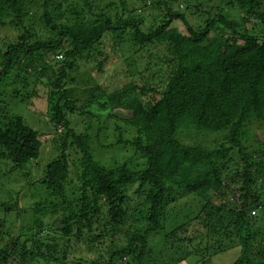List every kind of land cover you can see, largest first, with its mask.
Returning a JSON list of instances; mask_svg holds the SVG:
<instances>
[{
  "label": "trees",
  "instance_id": "obj_1",
  "mask_svg": "<svg viewBox=\"0 0 264 264\" xmlns=\"http://www.w3.org/2000/svg\"><path fill=\"white\" fill-rule=\"evenodd\" d=\"M33 1L0 0V29L23 31L16 42L0 49V96L18 101L39 98L38 87L28 92V81L33 77L38 84L46 79L52 86L45 93L51 105L50 120L66 131L59 135V155L45 166L39 181L55 199L49 205H45L47 200L35 203L34 227L23 233V240L18 237L0 247V264H67L68 248L59 250V246L73 241H85L101 250L96 260L81 259L78 264H121L123 259L126 264H178L188 258L198 263L197 254L202 257L212 248L216 256L236 245L240 255L234 264H261L264 198L252 186V178L257 173L264 189V152L250 155L243 141L250 132L248 125L264 122V30L242 26L248 17L264 26V0H219L214 12L206 8L194 22L183 11L173 10L171 4L179 0H152L149 8L163 13L149 17L157 24L148 29L143 27L142 9L132 6L133 13L124 15L129 0H110L103 8L94 5L99 0H42L44 24L56 33L48 41L31 39L25 25ZM184 3L187 11L195 1ZM115 5L121 7L120 14L114 13ZM61 6L69 16L83 17L85 11L90 15L74 24H62L57 20L63 17ZM223 7L240 10L241 21L228 19ZM176 22L181 30L172 24ZM127 32L126 41L140 46L162 44L167 52L157 58L163 70L150 77L158 79L156 84L125 83L108 97L122 100L117 107L131 113L122 123L134 128L136 135L131 140L119 135L117 143L134 147L145 160L140 169L128 161L105 166L93 156L91 132L76 133L69 128V115L76 110L84 114V107L75 101L80 97L67 96L68 82L76 81L73 74L79 62L94 60L97 71H102L108 56L100 50V41L109 34L117 36L119 44ZM55 51L62 53L61 60L51 56ZM15 63L20 67L17 70ZM96 99L92 94L87 100L93 103ZM3 101L0 161L9 160L12 171L22 170L39 158L41 133L20 116L3 114ZM222 133V143H204L206 137ZM183 136L193 142L185 143ZM68 149L79 155L74 164L80 168L81 183L71 197L66 189L71 172ZM234 150L239 154L235 160ZM172 194L195 196L203 205L194 216L187 214V221L167 231L164 211ZM4 207L6 211L11 208ZM155 236L162 241L158 249L153 245ZM56 253L61 257H55Z\"/></svg>",
  "mask_w": 264,
  "mask_h": 264
},
{
  "label": "rangeland",
  "instance_id": "obj_2",
  "mask_svg": "<svg viewBox=\"0 0 264 264\" xmlns=\"http://www.w3.org/2000/svg\"><path fill=\"white\" fill-rule=\"evenodd\" d=\"M193 1H195V4H188V6L192 8L187 11L183 10L187 4L184 3L185 0L173 2L171 5L174 11H183L188 20L194 22L199 20L203 10L207 8L214 12L215 6L220 3L219 0H201V2L203 1L202 4H200V0L197 2L196 0ZM108 2H110V0H99L94 3V5L98 8H103L107 6ZM129 2L130 7L124 15L133 13V7L139 10L142 9L143 14L140 16H142L141 18L144 22L143 27L146 29L153 24H157L154 21L152 22L151 18L161 16L163 13L160 9L149 8L152 0H144L143 2L129 0ZM41 3L42 0H36L28 6L27 11L29 15L26 18L25 25L28 30L31 31V39H43L48 41L56 37V33L45 26L42 18L43 9L41 8ZM197 6L199 7L198 11L193 9ZM116 7L118 6L115 5L114 13L119 11L118 13L120 14L121 7H118V9ZM223 8V13H225L228 19H233L237 22L241 21L242 13L240 10L233 8L230 11L227 10V12L225 11V7ZM109 9L110 8L106 7L105 10L109 11ZM61 10L63 12V17L57 20L59 23L67 25L80 22L81 19L83 20L90 15L89 12L85 11L83 17L69 16L66 14V10L63 6H61ZM112 10L113 9H111V11ZM245 21L242 28L244 27L247 30H264V26H261L253 17H248ZM172 24L181 30L180 22ZM21 34H23L21 29L12 27L1 28L0 49L5 48L10 43L16 42L18 36ZM122 37L124 41H120L119 44H116L117 36H110L109 34L104 36L100 41V50L105 52L108 56L102 71H97L95 66L96 62L94 60H82L79 62V70L73 74L76 81L73 83L68 82L69 92L67 96L69 99L76 98V96L80 97V99L75 101L77 106L84 107L82 109L84 114H80L76 110L73 115H69V128L73 129L76 133L85 131L91 132L93 156L105 166H114L118 163L128 161L131 167L140 169L145 165V160L134 152V147L130 143H117L119 135H121L124 140H131L136 135L134 128L122 123V120L128 118L131 113L128 110L117 107L118 101L121 102L122 100H112L108 97L110 93L116 90L119 91L120 87L125 83L135 82L136 84L142 85L149 82L153 84L154 82V84H156L158 79L152 81L150 77L152 74H157L159 71L163 70L162 67L158 66L159 64H157V61L159 59L157 58H163L167 52L162 44L140 46L128 40L126 41L128 32L123 34ZM67 43L68 41H65L64 44L66 45ZM112 44H116L115 47H113ZM150 54H152V57ZM61 55V52L57 53L56 51L51 54L56 60H61ZM51 63L53 62L51 61ZM128 63L132 65L128 67ZM19 68L17 63L13 65V69L15 70ZM31 72H33V70H31ZM28 84V92L34 87H38L39 93H41L39 98L33 97L30 100H26L25 98L18 101L13 98L11 99L9 96H0V101L4 100L3 103L5 102L4 104L6 105V109H2L3 114L20 116L27 124L41 133L40 138L42 140L39 158L32 161L22 170L16 169V171H12V164L9 160H5V162H3L4 160L0 161V222L4 220V225L0 226V232L4 234V236H0V247L12 243L18 237H21V240H23L25 238L23 233L30 230V227H34V218L37 216L34 214L33 207L37 201L47 200L48 203L45 205H49L50 201L55 199L48 191L43 189L39 181L45 174V166L59 155V135H63L66 128L55 126L50 120L51 105L50 102L46 100L45 96L46 87H48L49 90L51 89L50 87H52L50 84L48 85V81L45 79L41 80V83L34 84V78L31 77ZM6 85L9 87L10 84L8 85L7 83ZM18 85H21V83ZM162 86L163 85L159 88ZM22 93H26V91ZM100 93L101 95H99ZM92 94L96 95L97 99L94 100L93 103H90L87 99L92 96ZM29 102L31 104H29ZM116 126L121 128V132L117 130ZM98 127L100 129L97 131ZM247 127L250 132L248 133L247 139L243 141V144L246 146V152L250 153L252 156L261 155L264 152V122H253ZM96 134H98V136H96ZM223 137V133L212 134L204 139V143L210 146L218 145L224 141ZM183 140L188 144L193 142L189 136H183ZM73 150H67L69 153L68 161L71 171L68 183L66 184L67 195L69 197H71L72 194L76 195L81 185L79 181L80 168L74 164L79 155ZM233 153L234 154H231L233 160L238 159L239 154H237V150H234ZM262 158H264V156ZM262 165H264V161ZM252 182V186L258 190L261 197L264 198V189H261L263 183L257 173H254ZM224 198L228 200L229 197L226 195ZM6 205L11 207L8 211L4 210V206ZM202 205L203 203L200 202V199L195 196H190L188 194H172V199L168 203L167 209L164 211V215L166 216V230L170 231L187 221L188 218L195 215L196 211L198 212ZM254 213L253 211L251 214ZM57 217L58 215L54 216L50 224H54ZM36 231L35 229L34 232ZM85 238H87V236ZM154 239V248L158 249L162 242L161 237L155 236ZM66 248H68V256L66 258L67 264H78V261L81 259L82 261L96 260L100 257L101 253L99 248L89 247L85 241H73L69 245L62 242L59 246V250ZM214 253V250L210 248V251L202 254V257H200L201 254L195 255L197 256L196 258L199 264L202 260L203 264H234V261L240 255V246L236 245L235 247H230L229 250L216 256H213ZM55 257L60 258L61 254L56 253ZM262 261L261 264H264L263 258ZM122 262L121 264H126L124 259ZM81 263L84 264V262ZM198 263H196L194 259L188 258L178 264Z\"/></svg>",
  "mask_w": 264,
  "mask_h": 264
}]
</instances>
